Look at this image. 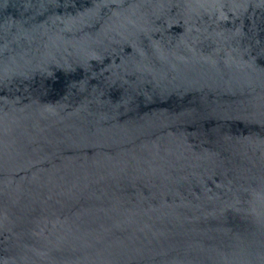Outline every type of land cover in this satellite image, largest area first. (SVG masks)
I'll use <instances>...</instances> for the list:
<instances>
[{"label":"water","instance_id":"1","mask_svg":"<svg viewBox=\"0 0 264 264\" xmlns=\"http://www.w3.org/2000/svg\"><path fill=\"white\" fill-rule=\"evenodd\" d=\"M0 264H264V0H0Z\"/></svg>","mask_w":264,"mask_h":264}]
</instances>
